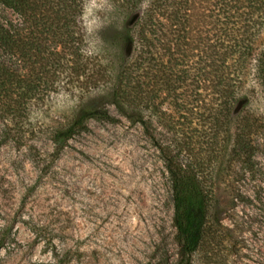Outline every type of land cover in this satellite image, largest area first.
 <instances>
[{
  "label": "rangeland",
  "instance_id": "rangeland-1",
  "mask_svg": "<svg viewBox=\"0 0 264 264\" xmlns=\"http://www.w3.org/2000/svg\"><path fill=\"white\" fill-rule=\"evenodd\" d=\"M79 2V55L66 56L56 46L65 51V59L55 61L61 71L37 69L46 82L27 103L21 128L0 119V264H177L173 191L162 150H183L192 132L189 122L202 128L199 114L187 120L167 97L168 89L152 88L148 80L142 90H154L158 111H144L149 122L143 126L116 108L106 88L120 72L126 21L135 14L146 17L147 11L154 20H169L153 0ZM209 8L199 0L193 18ZM143 50L145 42L138 40L134 57ZM197 54L191 50L195 59ZM20 70L29 75L30 63L24 61ZM253 74L249 81L255 82ZM183 89L174 96L182 99ZM252 93L253 107L264 112L261 89ZM82 104L105 108L113 121L90 119L85 130L58 147L53 129ZM200 108L201 103L194 111ZM159 111L165 115L159 117ZM200 144L199 155L211 160L205 142ZM255 146L250 165L228 163L227 156L204 174L213 184V227L193 264H264V127Z\"/></svg>",
  "mask_w": 264,
  "mask_h": 264
},
{
  "label": "trees",
  "instance_id": "trees-1",
  "mask_svg": "<svg viewBox=\"0 0 264 264\" xmlns=\"http://www.w3.org/2000/svg\"><path fill=\"white\" fill-rule=\"evenodd\" d=\"M153 1L169 23L154 20L150 11L146 17L135 14L126 21L120 35L124 48L120 72L106 88L116 108L143 126L149 122L143 112L158 111L152 101L154 90H142L148 80L152 88L168 89L167 97L184 110L187 120L199 114L202 128L189 122L192 132L182 143L183 150H162L173 191L177 264H193L213 227V184L204 174L227 156L228 163L250 165L256 136L264 127V112L253 107L252 93L261 89L264 101V0H205L210 8L197 18L191 9L199 0ZM0 5L6 13L0 15V119L17 121L21 128L27 103L46 82L37 69L57 75L61 70L55 61L65 59L62 50L66 56L79 55L76 22L83 5L79 0H0ZM9 14L16 17L8 18ZM138 40L145 42L146 50L134 57ZM56 46L63 48L54 50ZM162 48L164 52L158 51ZM128 49L131 55L125 53ZM192 49H198L196 59ZM24 61L32 68L27 76L20 72ZM251 71L255 82L249 81ZM182 87V99L176 98L174 93ZM200 103L201 111L195 112ZM164 115L159 111V117ZM93 118L114 119L99 105L82 104L71 119L53 129L52 140L63 147ZM20 138L18 134L16 140ZM202 140L211 160L199 155Z\"/></svg>",
  "mask_w": 264,
  "mask_h": 264
}]
</instances>
